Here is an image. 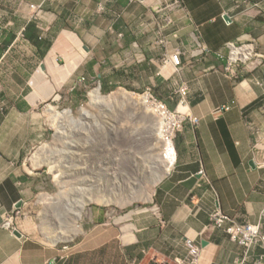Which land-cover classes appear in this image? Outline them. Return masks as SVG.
Returning a JSON list of instances; mask_svg holds the SVG:
<instances>
[{
  "label": "crops",
  "instance_id": "0c3cea01",
  "mask_svg": "<svg viewBox=\"0 0 264 264\" xmlns=\"http://www.w3.org/2000/svg\"><path fill=\"white\" fill-rule=\"evenodd\" d=\"M242 1L0 0V264H181L188 241L201 247L198 264H264L263 246L245 259L211 224L219 205L242 223L264 221V61L228 69L220 56L255 38L264 58V0ZM93 84L166 89L170 108L200 123L176 134L170 167L163 150L150 202L113 221L102 206L90 238L88 151L74 159L72 128L55 125L67 120L61 91L81 103ZM20 206L17 230L4 227ZM58 217L75 244H59Z\"/></svg>",
  "mask_w": 264,
  "mask_h": 264
},
{
  "label": "rangeland",
  "instance_id": "374dc122",
  "mask_svg": "<svg viewBox=\"0 0 264 264\" xmlns=\"http://www.w3.org/2000/svg\"><path fill=\"white\" fill-rule=\"evenodd\" d=\"M250 3V0H247L246 4ZM235 43L239 47L243 44H251L249 41ZM255 46L257 49L258 43ZM226 50L228 54L226 52L225 55L228 57L230 47L227 46ZM237 59H239L236 62L238 64H249L256 61L263 63L264 61V58L258 55L257 50L255 56L250 57L246 62L242 60L247 58ZM96 90H99V93L97 95L94 93L93 96V91ZM161 91L164 92L166 89L132 90L119 87L106 92L100 85L93 84L81 89L80 93L84 96L81 103L73 100L80 95L78 92L70 89L61 91L59 100L62 108L60 110L67 120L61 125L56 124L55 128L60 133L68 134L72 128L74 159L80 154L81 145H84V150L88 151V163L92 165L89 166L87 184L89 198L86 205L90 238L96 233L93 218L97 209L104 206V212L113 221L114 218H118L131 208H143L150 202L148 196L153 193L154 184L158 181L156 174L158 172L161 175L165 168L161 162L165 160L163 158V150L166 148L164 145H167L166 142L169 141L170 132L174 127V122L169 123L170 120L166 118L164 111H161L151 99V94H153L164 101L161 98ZM167 105L169 110L175 111L171 109L172 103H167ZM185 121L181 130L189 120ZM199 123L198 118L195 125ZM57 143L65 146L64 140H58ZM61 159L65 160L64 155ZM98 160L102 164L100 168L97 166ZM56 170L63 172L64 167H57ZM61 177L59 175L58 179ZM100 180L101 183H98ZM73 187L77 189L75 184ZM84 187L86 188L85 185ZM60 197L63 198V195ZM56 222L54 233L61 236L60 231H62L65 235L59 244L64 241L69 245L75 244L78 241L75 237L65 239L66 233L75 235V232H71L66 224L64 226V218L59 219L58 217Z\"/></svg>",
  "mask_w": 264,
  "mask_h": 264
},
{
  "label": "built area",
  "instance_id": "2783aa9c",
  "mask_svg": "<svg viewBox=\"0 0 264 264\" xmlns=\"http://www.w3.org/2000/svg\"><path fill=\"white\" fill-rule=\"evenodd\" d=\"M244 3L247 0L243 1ZM168 24L172 23V19L167 18ZM245 43V42H244ZM253 47V49L250 47ZM256 39L251 41V44H243L242 46H237L235 42L230 43L228 46L230 47V55L228 56V69H233V67L238 64L236 63L239 59L237 58H247L242 60V62H246V60L250 59V57H254L256 54ZM249 50V54L245 56H236V51H246ZM255 53V54H254ZM221 56H224L223 53H220ZM233 56V58H232ZM169 59L173 60L177 66L181 65L180 54L177 53ZM188 86L186 84H182L178 90L179 94L182 97L181 103L186 104V97L188 94ZM151 99L153 103H155L158 108L164 111V114L167 119H169V123L174 122L172 132H170L171 136L169 137V141L174 142V138L176 134L181 130L183 126V122L189 120L190 122L196 124L198 122V117H194L189 112H183L181 110H175L174 112L169 110V106L166 102L161 101L153 94H151ZM223 108L218 109L217 112H221ZM185 121V122H186ZM27 212L23 209V207H17L15 210L11 212H7L4 215L3 226L6 228H12L16 219L21 216H25ZM211 224L216 229H221L226 232L230 238L238 243L244 250V257L247 259L254 249L259 245L264 246V223H241L235 216H231L226 213L220 205L211 213ZM188 253L186 257L181 258L180 261L182 264H198L201 257V247L197 244L188 241L187 242Z\"/></svg>",
  "mask_w": 264,
  "mask_h": 264
},
{
  "label": "bare ground",
  "instance_id": "6f19581e",
  "mask_svg": "<svg viewBox=\"0 0 264 264\" xmlns=\"http://www.w3.org/2000/svg\"><path fill=\"white\" fill-rule=\"evenodd\" d=\"M236 53V56H242V55H244L245 54V56L246 55H248L249 54V50H246L245 52L244 51H236L235 52ZM94 93L97 95L98 93H99V90H96V91H93V96H94ZM101 93V92H100ZM128 95V94H127ZM92 97V96H91ZM103 97V96H102ZM132 100H134V99H132ZM137 100V99H136ZM139 101V100H138ZM143 101H144V99H143ZM145 106V105H144ZM183 109V108H182ZM181 111H184V110H181ZM167 143V145L165 146L164 145V147H166L165 148V152H166V157H167V161L169 162V165L172 163V161H173V154L175 153V147H173L174 145L172 144V142L170 141H168V142H166ZM164 147H162L163 149H164ZM166 161V162H167ZM167 165V164H166ZM168 165V166H169ZM159 180V179H158ZM154 183V182H153ZM148 192V191H147ZM148 194V193H147ZM148 195H150V194H148ZM147 195V196H148ZM149 197V196H148ZM75 201V200H74ZM75 214V213H74Z\"/></svg>",
  "mask_w": 264,
  "mask_h": 264
},
{
  "label": "clouds",
  "instance_id": "9594fccd",
  "mask_svg": "<svg viewBox=\"0 0 264 264\" xmlns=\"http://www.w3.org/2000/svg\"><path fill=\"white\" fill-rule=\"evenodd\" d=\"M242 2H243V1H242ZM220 53H223V52H220ZM223 55H224L223 57L228 58V57L225 55V53H223ZM220 56H221V55H220ZM221 57H222V56H221ZM180 58H181V57H180ZM174 63H175V62H174ZM227 66H228V63H227ZM149 90H151V89H149ZM181 100H182V99H181ZM164 102H166V101H164ZM166 103H167V102H166ZM180 104H181V105H185V104H182L181 102H180ZM181 105H180V106H181ZM178 109L180 110V107L177 108V109H175V110H178ZM186 111H187V110H184L183 112H186ZM172 144H174V142H173ZM24 203H25V202H24ZM20 207H23V206H20ZM220 207H221V206H220ZM16 208H17V207H16ZM16 208H15V209H16ZM221 208H222V207H221ZM15 209H14V210H15ZM23 209H24V208H23ZM24 210H25V209H24ZM25 211H26V210H25ZM9 212H11V211H9ZM26 212H27V211H26ZM27 214H28V213H27ZM27 214H26V215H27ZM26 215H25V216H26ZM25 216H21V217H25ZM21 217H20V218H21ZM18 219H19V218H18ZM18 219H16V221H15L13 227H12V228H9V229L17 230V220H18ZM241 223H242V222H241ZM263 223H264V221H263ZM215 229H216V228H215ZM220 230H221V229H220ZM225 233H226V232H225ZM229 237H230V236H229ZM259 246H262V245H259ZM259 246H258V247H259ZM68 247H69V246H65V248H68ZM263 247H264V246H263ZM256 248H257V247H256ZM256 248H255V249H256ZM242 249H243V248H242ZM243 256H244V250H243ZM183 258H184V257H183ZM181 264H182V263H181Z\"/></svg>",
  "mask_w": 264,
  "mask_h": 264
},
{
  "label": "water",
  "instance_id": "95a60500",
  "mask_svg": "<svg viewBox=\"0 0 264 264\" xmlns=\"http://www.w3.org/2000/svg\"><path fill=\"white\" fill-rule=\"evenodd\" d=\"M226 18H229V17H228V16H226ZM16 233H17L18 235H20V234H21L19 231H16Z\"/></svg>",
  "mask_w": 264,
  "mask_h": 264
}]
</instances>
